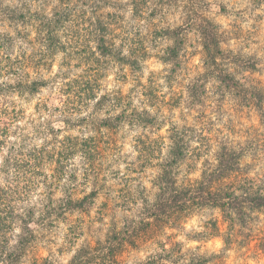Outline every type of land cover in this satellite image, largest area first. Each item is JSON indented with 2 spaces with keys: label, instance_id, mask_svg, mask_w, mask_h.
I'll return each mask as SVG.
<instances>
[{
  "label": "clouds",
  "instance_id": "obj_1",
  "mask_svg": "<svg viewBox=\"0 0 264 264\" xmlns=\"http://www.w3.org/2000/svg\"><path fill=\"white\" fill-rule=\"evenodd\" d=\"M0 264H264V0H0Z\"/></svg>",
  "mask_w": 264,
  "mask_h": 264
}]
</instances>
